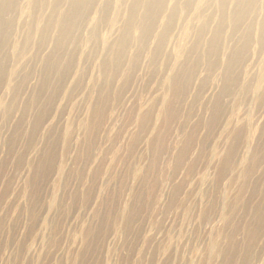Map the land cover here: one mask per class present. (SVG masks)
I'll return each instance as SVG.
<instances>
[{
  "label": "rangeland",
  "instance_id": "rangeland-1",
  "mask_svg": "<svg viewBox=\"0 0 264 264\" xmlns=\"http://www.w3.org/2000/svg\"><path fill=\"white\" fill-rule=\"evenodd\" d=\"M178 24L169 38H182L183 27ZM259 32L252 37L260 38ZM208 34L202 38H212L211 31ZM228 35L223 33L220 38H230ZM131 36L140 38L138 32ZM92 46L89 38H80L77 62L85 61L90 78L83 80L82 90L72 87L46 133L32 141L24 136L14 140L20 108L10 109L6 104L0 110V264H264V230L257 235L252 227L253 211L260 210L259 216L264 213V154H254L241 144L234 163L226 166L214 155L217 144L221 155L230 144V136L220 133L233 115L230 109L223 118L210 111L224 84L220 73L225 57L219 56L218 70L209 68L211 60L202 57L199 68L207 79L184 92L177 111L170 110L168 116L179 119L172 126H168L170 121L161 122L162 105L169 93V60L165 56L160 72L158 65H140L143 70L138 78L136 67L121 87L117 81L112 88L104 86L113 93L114 113L103 122L98 136L86 127L89 122L88 126L100 122L91 116L95 98L88 97L103 81L97 66L92 67L88 54ZM257 53L245 57L254 67L250 73L254 78L262 58V52ZM146 60L144 56L141 64ZM213 78L218 79V90L211 86L216 82ZM169 91L172 100L177 88ZM190 101L183 135L179 121ZM242 103L249 107L246 101ZM150 106L155 107L145 122L152 125L147 123L145 136L135 139L142 128L139 115ZM244 115L238 124L246 122ZM155 124L162 125L163 133L152 140L159 134ZM162 130L171 132L166 137ZM256 142L254 139L252 146ZM137 170L145 178L143 183ZM226 202L233 207L227 218L223 214L229 210Z\"/></svg>",
  "mask_w": 264,
  "mask_h": 264
},
{
  "label": "bare ground",
  "instance_id": "bare-ground-1",
  "mask_svg": "<svg viewBox=\"0 0 264 264\" xmlns=\"http://www.w3.org/2000/svg\"><path fill=\"white\" fill-rule=\"evenodd\" d=\"M178 22L183 23L182 38H169ZM194 31L196 32L193 33ZM207 31L209 34L211 31L212 38H202ZM134 32H138L140 38H131ZM258 32L261 33L260 38H253V35L258 36ZM223 33L229 34L230 38H220ZM85 37L93 45L88 53L93 60L92 67L97 66L103 77L99 87L94 86L92 94L88 95L95 98L91 105V116L95 121H100L95 126H88L90 122L86 126L90 127L92 133L99 136V129H104L105 126L103 122H107L114 113L113 93L104 86L111 87L117 81L121 87L136 67L139 70L134 73H137L138 78L143 70L140 65H158L157 71L160 72L162 58L165 56L166 62L169 60V69L166 70L169 93L166 94L164 105L161 104V114L164 116L161 122L170 121L168 126H172L178 118L174 120L172 116L171 119L168 116L170 110L177 111L184 92H191L196 82L201 79L204 83L207 79L203 78V69L199 68L202 57L204 60L205 57L211 60L210 65H207L209 68L218 70V63L222 58L219 56H223L225 60L222 70L220 69V77H223L224 84L217 95L214 91L218 90V79H212L215 83L211 80L212 88L216 89L213 96L217 97L212 106L213 110L210 108V111L212 115L221 113L223 118L224 113L230 109L229 112L233 115L228 123L225 121L226 124L224 123L220 131L230 136V140H227L230 144L221 155V146L217 142L219 144L214 155L222 166H226L234 163L236 149L241 144L247 150L253 149L254 154H264V93L261 94L264 89V0H0V110L6 104L10 109L20 108L14 128V140L24 136L32 141L40 133H46L53 125L57 111L69 96L72 87L83 89V80L88 78L89 72L84 70L85 61L77 62V55L79 40ZM256 52H262L259 53L262 58L260 57L259 73L254 78L250 75L254 67L252 68L245 57L248 58L250 53L256 55ZM144 56L147 60L141 64ZM206 73L209 75L210 71ZM207 81L210 82L209 79ZM173 86L177 91L171 100L169 90ZM244 93L249 94V100H246ZM245 101L249 107L242 103ZM154 102L157 106L156 101ZM155 106L141 111L137 120L141 122L142 128L135 139L141 140L140 137L147 133L150 125L145 120L151 117ZM190 108L191 101L185 107L187 113L181 115L183 121H179L178 130L183 135L186 130L184 125L189 121ZM242 108L247 110H241ZM205 110L208 112L209 108ZM203 112L198 113L197 117ZM244 114H247L246 122L240 125L239 118ZM172 121L174 122L171 123ZM46 124L49 128L44 130ZM149 124L152 125V122ZM161 126L159 128L157 125L156 133L159 134L152 137V140L163 133ZM162 131L166 136L168 132ZM254 139L257 142L252 146ZM236 163L238 164L237 161ZM137 173L143 183L145 178L140 175L139 170L136 175ZM227 187L231 188L230 185ZM228 198L229 196L227 200ZM226 205L229 210L223 213L225 218L233 211L229 202ZM259 212L260 210L255 209L252 214V227L257 235L260 230L261 233L264 230V213L259 216ZM255 222L257 223L254 227ZM212 244L216 247L215 241ZM234 245L235 241L230 244L229 251L233 250ZM228 254L225 253V258H228Z\"/></svg>",
  "mask_w": 264,
  "mask_h": 264
}]
</instances>
